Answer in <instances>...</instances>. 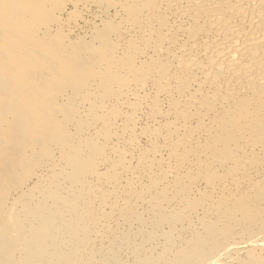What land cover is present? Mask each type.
<instances>
[{
	"label": "bare ground",
	"instance_id": "bare-ground-1",
	"mask_svg": "<svg viewBox=\"0 0 264 264\" xmlns=\"http://www.w3.org/2000/svg\"><path fill=\"white\" fill-rule=\"evenodd\" d=\"M90 1L112 5L0 0V264H128L121 251L129 264H217L237 239L249 244L238 264H264V0H118L133 36L122 42L105 21L89 41H72L60 15ZM146 84L151 116L166 99L174 122L144 130L155 140L135 164L157 172L127 180L115 198L131 168L110 143L121 112L105 102ZM129 103L135 110L141 98ZM117 219L137 221L138 240Z\"/></svg>",
	"mask_w": 264,
	"mask_h": 264
},
{
	"label": "rangeland",
	"instance_id": "rangeland-1",
	"mask_svg": "<svg viewBox=\"0 0 264 264\" xmlns=\"http://www.w3.org/2000/svg\"><path fill=\"white\" fill-rule=\"evenodd\" d=\"M90 3H91V1H90ZM90 3H86L85 5H83V4H81V3H78V5L76 6V8L75 7H71V6H68L67 7V9L64 11V12H62L61 13V15H60V19L63 21V29H64V34L70 39V40H72V41H76V40H85V41H89L91 38V35H92V33H93V31L92 30H94V29H96V28H100V27H102V24L105 22V21H110V22H112L113 24L115 23V25H117L118 27H119V30H120V32H119V36H120V40L122 41V42H126L131 36H133V34H134V32H131V31H129L128 30V28L126 27V25L124 24V22L122 21V19H123V15H122V11H121V8L119 9V6H120V4L118 3V0H112V5L110 6V7H105V6H100L99 4H97L96 2L94 3V1H92V3L90 4ZM94 3V4H93ZM119 5V6H118ZM103 9V10H102ZM106 9V10H105ZM119 9V10H118ZM100 10V11H99ZM105 10V11H104ZM74 11H76L75 13H77V17H75L74 15H73V13H72V15L71 16H69L68 14L69 13H71V12H74ZM117 11V12H116ZM121 11V12H120ZM121 15V16H120ZM106 16V17H105ZM170 16H171V18H170ZM168 15V18H170V19H168V22L170 21V29L172 28V26H173V28L171 29V31L172 32H176V30H175V28L177 29L178 27L177 26H180V22L179 21H177L176 19H174V18H172L173 16L172 15ZM72 17V18H71ZM121 17V18H120ZM171 19H173V21L171 20ZM180 20V19H179ZM180 21H182V22H184V24L182 23L181 24V26L183 27V26H185L184 27V29L185 28H187L188 26H187V22L186 21H183L182 19L180 20ZM123 23V24H122ZM120 24V25H119ZM174 24V25H173ZM176 24V25H175ZM178 24V25H177ZM189 25V24H188ZM126 28H125V27ZM187 26V27H186ZM175 27V28H174ZM91 32V33H90ZM127 32V33H126ZM180 32H176L175 33V37H176V40H177V37H178V40H177V42L178 43H183L184 41H185V37L180 33ZM90 34V35H89ZM127 34V35H126ZM179 38L181 39V40H179ZM180 43V44H181ZM178 51V50H177ZM177 51H175V55H181L180 54V52H177ZM142 59H144V57L142 58ZM134 88V87H133ZM152 89L150 88V86L149 85H145L144 87H143V89H141V90H133V92H134V95L132 96V94L131 95H129V98H125L126 100L128 99V101H124V100H122L123 98H120V96H116V98L114 97L113 98V96H111V98L109 97V100H107V102H105V104H107V106H113V107H116L117 106V108H119V109H117L116 108V110H118V111H120L121 113H123L122 115H121V113H119L118 111V113H117V115L114 117L115 119H116V121H113L112 122V124H116V125H111L112 127V130L114 131V130H116L117 132H118V136L117 135H113L112 136V138H111V141H110V143L112 144V145H114L115 147H116V145H117V147L119 148V150L120 151H127V152H129V153H127L126 151V155H125V161H126V164L127 165H130V168H131V170L130 171H128V172H122L121 173V176H120V179L122 178V180H121V182H119L117 185L118 186H116V188L119 190H116V192L117 193H115L114 191H112L113 192V194H117V195H115V198H117L118 196H120L119 194L123 191V190H125V188L127 187L126 186V184H127V182H130V180L129 179H131V181L134 179V180H136L135 182H136V185H138L140 182H144V184L145 183H147V181H148V174H150V171L152 170L153 172H154V170H156V172H157V169L154 167V168H150V170H149V167L147 168V167H145V168H142L141 166L138 168V167H136V157H138L137 156V153L138 152H143L144 151V149H145V151L147 150V148H148V150H150L149 148H150V146H151V143L155 140L154 138H152L151 136H150V134L148 135V133L147 132H145L144 130L146 129V128H148V127H160V126H162V125H167V123H169V122H174L173 120H174V118L172 117V115L171 114H169L168 116H167V110H168V102H167V100L166 99H160V102H159V104H158V110H160L159 112H161L160 114H157L156 116H154V117H152L151 116V109H150V107H151V99H152V95L154 94V91H153V93H152ZM136 92V93H135ZM137 92H138V95H137ZM140 92V93H139ZM142 95V96H141ZM150 95V96H149ZM119 97V98H118ZM138 98H141V103H140V107H137V109H135V110H132V107H131V103H129V102H132V103H134L135 101H136V99H138ZM144 99V100H143ZM182 99H184V98H182ZM111 100V101H110ZM112 100L115 102H112ZM116 100H118L117 102H116ZM123 102H122V101ZM135 100V101H134ZM146 100V101H145ZM180 100V99H179ZM106 101V100H105ZM119 101H120V105H119ZM108 102H109V104H108ZM111 102V103H110ZM125 102H126V104H125ZM114 103V104H113ZM117 103V104H116ZM129 105H128V104ZM114 105H116V106H114ZM126 105H128V106H130L129 108L126 106ZM88 106V104H86V103H79L78 104V107H79V112L80 113H82L81 115H83V112H86V109L88 108L87 107ZM163 106V107H162ZM83 110V111H82ZM123 110V111H122ZM131 110V111H130ZM149 110H150V112H149ZM126 111V112H125ZM135 112V114L134 113H132V115L134 114L135 116H132V120H128V118H126V117H128L129 116V114L131 115V113H129V112ZM129 114H128V113ZM148 112H149V114H148ZM120 114V115H119ZM162 114V115H161ZM161 115V116H160ZM119 116V117H118ZM167 117V118H166ZM170 117H171V119H170ZM153 118H155V119H153ZM126 119L128 120V121H126ZM166 119H167V121H166ZM114 120V119H113ZM155 120V121H154ZM130 121H132L133 123H130ZM166 121V122H165ZM116 122V123H115ZM129 122V123H128ZM127 124V125H126ZM170 124V123H169ZM174 124H176V126L177 127H179V125L180 124H177V123H174ZM95 125V126H94ZM98 123H96V124H92V125H89L88 126V130H86V132H85V135H87V137H92V136H94V133H95V131L98 129ZM126 125V126H125ZM115 126H116V128H115ZM95 127V128H94ZM128 127V128H127ZM121 128V129H120ZM132 128V129H131ZM125 129H126V132H124L125 131ZM123 130V131H122ZM120 131H121V133L122 132H124V133H122L123 134V136L121 135V133H120ZM182 131V128H180V130H179V132H181ZM88 132V133H87ZM89 132H92V133H89ZM87 133V134H86ZM120 134V135H119ZM120 136V137H119ZM122 136V137H121ZM96 137V136H95ZM117 137V138H116ZM115 138V139H114ZM126 138V139H125ZM118 139V140H117ZM130 139H134V140H131V141H129ZM151 139H152V141H151ZM120 140V141H119ZM124 140V141H123ZM126 141V142H125ZM127 142H131V144H127ZM149 142H151V143H149ZM132 143H133V145H132ZM125 144V145H124ZM126 145H128V147L126 146ZM131 145V146H130ZM124 147V146H126V147H124V148H122V147ZM129 146H130V148H129ZM121 147V148H120ZM135 148V149H134ZM139 148V149H138ZM128 149V150H127ZM138 149V150H137ZM142 149V150H141ZM132 152V153H131ZM128 154H129V156H128ZM140 154V153H139ZM138 154V155H139ZM167 150L165 151V149H163V150H161V151H159L158 153H157V155H155L156 157V161H158V162H160V165H158L159 166V168L160 169H163V168H165V166L166 165H169V161H168V157H167ZM127 157V158H126ZM128 159V160H127ZM160 166H162V167H160ZM101 169V171L103 170H105V166H103V167H100ZM103 168V169H102ZM137 169H139V171H136ZM141 169H144L143 171L141 170ZM133 170H134V172H133ZM148 170V171H147ZM100 171V172H101ZM136 171V172H135ZM142 173H141V172ZM146 173H145V172ZM145 174H144V173ZM149 172V173H148ZM135 173V174H134ZM152 173V172H151ZM138 176H137V175ZM144 174V175H143ZM147 174V175H146ZM171 175H169V177L167 178V181L169 180V179H171V177H170ZM140 178H143V179H140ZM120 179H119V181H120ZM141 180L140 182H139V180ZM128 180V181H127ZM145 180V181H144ZM127 181V182H126ZM138 181V182H137ZM120 184H122V185H120ZM123 184L125 185V186H123ZM101 186H103V185H101ZM119 186H120V188H119ZM121 186H123V187H121ZM104 187H109V185L108 184H104ZM115 188V189H116ZM124 188V189H123ZM198 188H202V185H200L199 184V186H198ZM121 191V192H120ZM194 193H197V192H194ZM195 195V194H194ZM139 203V204H138ZM137 203V207H138V211H139V213H141V214H143L144 215V217L146 216V217H148L149 215V213L148 214H146V212H148V211H146L145 209H146V206L142 203V202H138ZM105 211H109L108 210V207H105ZM145 212V213H144ZM192 220V223H193V226H194V228H195V224H194V222H196V221H194V220H196L197 218H191ZM118 220V224H120L119 226H121L120 228H118V230H119V233H129L130 232V239H132V240H138V238H139V236H140V232H142L143 230H144V228H140V224L139 223H137V221H134L133 223H131V226L130 225H127L126 227L125 226H123L122 225V221L120 220V219H117ZM121 222V223H120ZM136 222V223H135ZM135 223V224H134ZM139 224V225H138ZM138 225V226H137ZM186 227V226H185ZM124 228V229H123ZM164 228V229H163ZM161 230H160V234H165L166 233V231H167V227L166 226H164ZM183 228H184V225H183ZM178 229H179V227H178ZM165 230V231H164ZM187 231H183L182 232V236H181V238H185V237H187L190 233H191V230H188V229H186ZM128 231V232H127ZM133 233H132V232ZM140 231V232H139ZM135 232V233H134ZM138 232V233H137ZM185 232H187L186 234H185ZM188 232H189V234H188ZM186 235H184V234ZM131 234H133L132 236L134 237H132L131 236ZM139 234V235H138ZM136 236H138V238H136ZM263 239H262V238ZM136 238V239H135ZM163 237H161L160 236V238H159V242L157 241V243L154 245V253H157L159 250V248L161 247V245H162V242H163ZM99 240V239H98ZM258 240L259 241H262V242H259L260 244H264V234L263 235H259L258 236ZM160 241H161V243H160ZM236 242L239 244L238 245V247L235 249V250H233L232 252H230V254H225L224 256V258H223V256L222 257H220V259H219V261L217 262V264H238V262L239 261H243L244 259H245V257H246V255H245V250H246V248H249V244H245V242L243 241V240H240V239H237L236 240ZM96 243H98L97 241H96ZM160 243V244H159ZM133 244V243H132ZM156 245H157V248H155L156 247ZM124 252V253H123ZM121 251V256L122 257H124V261H125V259H126V263H130V261L132 260L131 259V257L129 256H126L127 255V251ZM258 252L259 253H261V257H264V245L263 246H261L260 247V249H258ZM124 254V255H123ZM228 255V256H227ZM238 256V257H237ZM127 257V258H126ZM128 258H130V259H128ZM230 258V259H229ZM223 260V261H222ZM221 262V263H220Z\"/></svg>",
	"mask_w": 264,
	"mask_h": 264
}]
</instances>
